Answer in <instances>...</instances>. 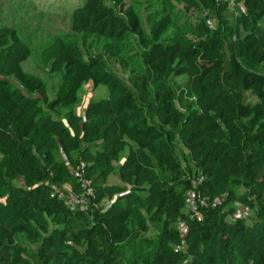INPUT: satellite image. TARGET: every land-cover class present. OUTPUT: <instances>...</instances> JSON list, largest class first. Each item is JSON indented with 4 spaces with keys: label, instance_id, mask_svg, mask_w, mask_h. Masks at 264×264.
<instances>
[{
    "label": "trees",
    "instance_id": "1",
    "mask_svg": "<svg viewBox=\"0 0 264 264\" xmlns=\"http://www.w3.org/2000/svg\"><path fill=\"white\" fill-rule=\"evenodd\" d=\"M181 1L200 13L183 29L193 39L169 32V12L145 33L130 0H85L70 31L41 48L59 76L50 99L45 81L22 68L27 43L0 25V264H123L133 239L150 250L149 264H264V0H238V15L215 0ZM127 36L142 65L131 84L82 47L101 38L117 57L113 42ZM198 56L209 58L205 70L189 63ZM85 83L107 94L72 112ZM73 169L94 192L84 210L63 198L80 190ZM198 175L209 202L200 222L183 208ZM237 206L254 215L251 225V215L229 220ZM178 221L187 225L182 252ZM19 235L36 245L33 256Z\"/></svg>",
    "mask_w": 264,
    "mask_h": 264
},
{
    "label": "rangeland",
    "instance_id": "2",
    "mask_svg": "<svg viewBox=\"0 0 264 264\" xmlns=\"http://www.w3.org/2000/svg\"><path fill=\"white\" fill-rule=\"evenodd\" d=\"M84 2L85 0H0V25L14 28L20 38L27 43L30 55L22 62V68L40 76L45 81L48 99L53 97L59 85V76L51 74L48 67L42 64L41 48L53 40L58 32L70 31V15L77 6ZM130 2L140 16L145 33H148L153 18L164 12H169L173 19V25L169 32L177 33L185 39L195 38L193 32L183 29L192 24L200 13L185 7L181 0H130ZM77 39L80 40L79 37ZM105 42L107 41L104 39L94 37L82 47L86 53L102 57L108 70L131 84L133 75L142 67L138 56L140 51L134 39L127 36L118 43L113 42V45L121 47V53L117 57L111 58H108L102 49ZM189 63L202 71L209 67L210 60L207 56H198ZM105 94H107V90L103 85L94 89L91 85L84 84L78 92V102L70 110L80 112L87 97ZM250 101L255 102L256 98L251 96ZM64 112L61 111V114ZM175 144L179 156L181 159L184 158L185 152L180 140L176 139ZM238 207L240 206L236 208ZM250 215V220L247 222L251 225L254 222V215L252 213ZM55 226L63 227L61 224ZM17 240L24 248L26 256L34 255L33 253L36 252L34 243L21 235L17 236ZM121 249L123 264H132L133 262L149 264L150 250L140 241L129 240L123 244Z\"/></svg>",
    "mask_w": 264,
    "mask_h": 264
},
{
    "label": "built area",
    "instance_id": "3",
    "mask_svg": "<svg viewBox=\"0 0 264 264\" xmlns=\"http://www.w3.org/2000/svg\"><path fill=\"white\" fill-rule=\"evenodd\" d=\"M216 5L220 3H226L236 15L245 14V8L238 0H215ZM207 23L211 25V22L207 20ZM73 176L77 179L78 186L80 190L78 192L68 191V193L63 197L65 199V204L70 210L86 209L91 199L94 196L93 190L88 186V183L82 177V169L72 170ZM203 181V177L198 175L191 180V188L186 190L184 194L183 208L188 214L191 220L197 222L202 221L203 210L209 206V202L205 197L197 191V187ZM214 202H218L215 199ZM214 202L212 206H214ZM250 210L247 207L240 206L234 213L229 217V220L234 219H249ZM176 228L180 234V243L174 247L177 252H182L185 249V236L187 233V225L183 221L176 222Z\"/></svg>",
    "mask_w": 264,
    "mask_h": 264
},
{
    "label": "crops",
    "instance_id": "4",
    "mask_svg": "<svg viewBox=\"0 0 264 264\" xmlns=\"http://www.w3.org/2000/svg\"><path fill=\"white\" fill-rule=\"evenodd\" d=\"M85 84H89V83H85ZM89 85H91V84H89ZM95 89V88H94ZM106 95V94H105ZM105 95H102V96H105ZM90 97H100V96H89V97H87L86 98V100H85V102H84V105H85V103H86V101L90 98ZM84 105H83V107H84ZM83 107H82V110H83ZM82 110L80 111V112H76V113H81L82 112ZM126 152H127V149H124L123 151H122V153H121V155H120V157L122 158V157H124L125 155H126ZM112 180V181H111ZM115 181H117L114 177H110V179H109V182H115ZM66 188L68 189L69 188V186H66ZM70 191V190H69Z\"/></svg>",
    "mask_w": 264,
    "mask_h": 264
}]
</instances>
